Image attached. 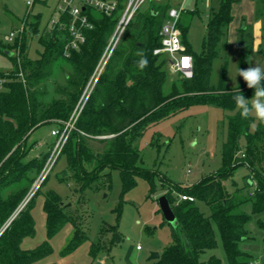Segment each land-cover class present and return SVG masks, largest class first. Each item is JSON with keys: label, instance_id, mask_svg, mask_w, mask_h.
<instances>
[{"label": "trees", "instance_id": "trees-1", "mask_svg": "<svg viewBox=\"0 0 264 264\" xmlns=\"http://www.w3.org/2000/svg\"><path fill=\"white\" fill-rule=\"evenodd\" d=\"M116 1L118 6L111 15L86 8L94 27L86 31V41L70 56L64 53L68 30L48 24L41 28L42 14H33L32 10L26 15L25 31L21 36L13 42L0 38V54L7 55L12 62L8 71H0L3 87L0 91V264H34L50 255L53 251L50 239L68 223H74L75 234L64 254L75 250L88 238L61 196L54 191L48 192L43 201L47 239L37 246L22 247L24 238L35 233L34 197L14 214L36 179L37 175L32 176L34 171L38 170L39 174L48 157L45 154L43 160H25L26 139L45 122L69 118L127 3V0ZM234 1L220 0L218 11L210 16L202 53L195 52L186 41L188 26L180 20L182 42L193 57V76L177 73L180 77L172 80L167 55L154 53L161 46L159 32L172 6L158 4L156 0L142 5L123 33L76 121V131L63 149L68 173H72L80 185V192L93 187L100 176L105 175L102 170L107 166L119 168L127 191L135 186L139 174L151 177L139 166L140 152L135 146L138 137L151 124L169 117L188 103L206 101V95L213 91L221 92V96L215 98L217 103L236 110L229 118L223 164L218 171L188 188L163 178V193L179 225L173 228L174 243L160 253L153 264H220L216 257L208 261L200 259L203 252L217 245L214 224L220 233L226 263L254 264L241 244L251 238L248 223L253 215L264 213V122L258 121L252 129V117L244 119L236 107L233 97L239 91L247 99L254 94V89H249L242 77L240 85L231 91L211 85L213 60L224 29L233 19ZM40 2L46 4L47 0ZM33 38L42 46L38 57L30 55ZM138 53H143L148 61L143 70L138 67L141 59ZM59 58L67 60L71 70L66 71V83L55 86L60 96L48 101L47 82ZM246 66L245 59L242 69H247ZM94 140L105 141L104 150L96 148ZM241 165L249 169L246 184L256 182L252 194L244 191L246 184L235 189L225 185ZM176 190L194 200L177 201ZM198 200L209 206V215L199 208ZM246 203L251 204L250 213L243 209ZM257 222L264 228V220L259 218ZM115 235L120 238L118 231ZM101 248L100 242L91 244L93 258Z\"/></svg>", "mask_w": 264, "mask_h": 264}, {"label": "rangeland", "instance_id": "rangeland-1", "mask_svg": "<svg viewBox=\"0 0 264 264\" xmlns=\"http://www.w3.org/2000/svg\"><path fill=\"white\" fill-rule=\"evenodd\" d=\"M156 1L158 4L179 7L182 0ZM256 1L254 21L244 22L234 30H231L230 25L224 29L211 73V85L216 89L224 87L231 91L240 85L241 77L236 76V73L238 68H243L245 59L246 68L255 65L264 67V0ZM57 2L58 0H47L44 4L40 0L35 1L31 12L42 14L41 28L47 25L50 19L59 16V11L56 10ZM219 4L220 0L185 1L181 21L188 26L186 41L197 53H202L205 49L206 25L210 15L218 11ZM146 5L147 3L144 4ZM29 10L24 0H0V38L4 39L12 30L22 27ZM258 20L262 22L259 28ZM244 26L248 27L244 29ZM41 51V44L33 38L30 41V55L38 57ZM11 66L10 58L0 54V71H8ZM70 70L71 65L64 58L55 61L53 73L47 82L48 101L60 96L55 91V86L66 83V71ZM169 77L172 80L180 76L169 68ZM2 88L0 81V91ZM220 94L219 91H213L206 95V101L184 105L169 117L151 124L138 137L135 146L140 152L139 166L150 173L151 179L139 174L135 186L127 191L124 190L120 170L116 167H105L102 170L105 175H101L93 187L85 188L83 192H80V185L72 173L62 176L68 171L67 155L63 149L76 131V121L88 100L87 95L83 102L81 101L82 104H79L80 97L67 120L49 121L35 128L26 139L28 152L25 160H43L45 154H48V157L40 173L38 174L37 170L32 175L33 178L37 175L29 189V200L34 197L35 233L24 238L22 247L33 248L47 239L43 201L51 191L61 196L69 213L76 219V224L86 232L88 238L75 250L64 254L75 234L74 223H68L50 239L52 253L34 264H92L91 244L97 242L101 243L102 248L98 256L93 258L96 260L93 264L98 261L102 264H153L155 259L148 260V257L152 252L162 253L173 244V228H177L165 220L160 208L159 198L164 194L163 178L188 188L218 171L223 164V146L228 135L229 118L236 110L217 103L215 98L221 96ZM251 117L254 129L258 120L254 116ZM68 121H75V126L61 151L52 157L51 153L58 138L52 134V130L60 128L61 124ZM93 144L99 150L106 147V142L102 140H94ZM42 171H46V176L42 182L36 184ZM248 173L246 166L237 167L231 178L225 181L226 187L235 189L236 186H244ZM245 186V192L255 190L254 184ZM177 194L176 190L174 195L177 197ZM197 204L203 212L210 214V208L204 201L198 200ZM243 209L250 213L251 204L246 203ZM259 218L264 220V213L253 215L248 223L251 238L243 241L241 247L250 253L254 263L264 264V228L258 225ZM214 228L217 245L203 252L200 259L208 261L216 257L220 264H225L226 254L220 233L215 224ZM116 231L119 232L120 238H116ZM116 239L118 240L115 241ZM113 241L115 244H112ZM138 245L141 249L137 248Z\"/></svg>", "mask_w": 264, "mask_h": 264}, {"label": "built area", "instance_id": "built-area-1", "mask_svg": "<svg viewBox=\"0 0 264 264\" xmlns=\"http://www.w3.org/2000/svg\"><path fill=\"white\" fill-rule=\"evenodd\" d=\"M24 1L28 8L31 10L35 3V0ZM148 1L150 0H127L126 6L118 19L116 27L108 40V43L95 67V70L88 80L86 89L79 101V104H82L83 99L86 95V99L88 98L89 94L95 87L100 75L104 71L106 65L115 52L120 39L130 21L134 17L137 10ZM185 1L186 0H182L179 7H171L169 9V16L163 23L159 32L161 38V46L157 47L154 50V53H164L167 55L168 65L171 71L181 73L184 77H192L193 57L190 53L186 52V46L182 42V31L179 26V22L185 10ZM117 6L118 3L116 0H58L56 4V10L59 11V16L57 18L54 17L50 19L48 25L50 27L58 26L60 29L68 30V35L66 37V43L64 46V53L66 56H70L73 50L79 49L80 46L86 41V31L94 27L93 20L85 11L86 8L89 7L91 9L101 11L107 15H111L116 10ZM24 31L25 22L23 23L22 27L12 30L9 34L5 35V40L8 42H13L16 37L21 36ZM185 60L188 61L187 65H185L184 63ZM75 121L74 123H71V121L64 123L62 122L63 124L60 128L52 130V134L58 136L51 153L52 157L56 156L61 151L63 145L70 135L72 128H74L75 126ZM45 176L46 171H42L36 181V184L42 182ZM252 184L256 186L255 181H252L251 185ZM250 194H252V191L250 192ZM28 195L29 196H27L23 200L17 211L21 210L29 201V199L31 198V193H28ZM184 199L194 200V197L179 193L177 201ZM15 215L16 214H14V216ZM137 248L140 249L141 247L138 245Z\"/></svg>", "mask_w": 264, "mask_h": 264}, {"label": "clouds", "instance_id": "clouds-1", "mask_svg": "<svg viewBox=\"0 0 264 264\" xmlns=\"http://www.w3.org/2000/svg\"><path fill=\"white\" fill-rule=\"evenodd\" d=\"M138 61V67L143 70L147 67L148 61L143 53ZM242 77L249 89H254V94L251 99L239 91L234 97L236 107L240 110V114L244 119L254 116L256 120L264 122V67L255 65L247 69L238 68L236 76ZM258 264V262H255Z\"/></svg>", "mask_w": 264, "mask_h": 264}, {"label": "crops", "instance_id": "crops-1", "mask_svg": "<svg viewBox=\"0 0 264 264\" xmlns=\"http://www.w3.org/2000/svg\"><path fill=\"white\" fill-rule=\"evenodd\" d=\"M256 10H257L256 0H235L232 5L233 19L230 22L231 24H229L231 26V30L236 29L239 25H241L244 22L250 23L254 21L256 16ZM261 26H262V22L258 20V28ZM246 27L248 26H244L243 28L246 29ZM91 260H92V264L96 261L93 260V258Z\"/></svg>", "mask_w": 264, "mask_h": 264}, {"label": "water", "instance_id": "water-1", "mask_svg": "<svg viewBox=\"0 0 264 264\" xmlns=\"http://www.w3.org/2000/svg\"><path fill=\"white\" fill-rule=\"evenodd\" d=\"M8 54L11 55L12 53L8 51ZM67 174H68V171H65L62 176H65ZM159 204L164 214L165 220L169 222L171 225H173L174 227H178L179 221L175 215V212L171 206V203L168 197L165 194L161 195V197L159 198ZM159 257H160L159 252H152L150 256L148 257V260L158 259ZM95 264H102V263L98 261Z\"/></svg>", "mask_w": 264, "mask_h": 264}, {"label": "snow or ice", "instance_id": "snow-or-ice-1", "mask_svg": "<svg viewBox=\"0 0 264 264\" xmlns=\"http://www.w3.org/2000/svg\"><path fill=\"white\" fill-rule=\"evenodd\" d=\"M184 63H185V65H187L188 61H187V60H185V61H184Z\"/></svg>", "mask_w": 264, "mask_h": 264}]
</instances>
